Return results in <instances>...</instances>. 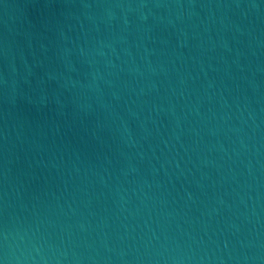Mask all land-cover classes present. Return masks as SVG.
<instances>
[{"label": "water", "instance_id": "95a60500", "mask_svg": "<svg viewBox=\"0 0 264 264\" xmlns=\"http://www.w3.org/2000/svg\"><path fill=\"white\" fill-rule=\"evenodd\" d=\"M0 264H264V0H0Z\"/></svg>", "mask_w": 264, "mask_h": 264}]
</instances>
